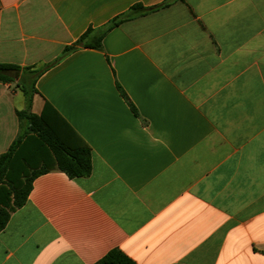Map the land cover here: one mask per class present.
I'll return each instance as SVG.
<instances>
[{"label":"crops","instance_id":"obj_1","mask_svg":"<svg viewBox=\"0 0 264 264\" xmlns=\"http://www.w3.org/2000/svg\"><path fill=\"white\" fill-rule=\"evenodd\" d=\"M166 1L0 0V64L22 69L0 82V157L28 132L25 87L31 113L92 164L71 179L23 140L26 173L49 171L0 232V264H97L114 250L135 264H264V0L144 13ZM123 14L101 49L37 77Z\"/></svg>","mask_w":264,"mask_h":264},{"label":"trees","instance_id":"obj_2","mask_svg":"<svg viewBox=\"0 0 264 264\" xmlns=\"http://www.w3.org/2000/svg\"><path fill=\"white\" fill-rule=\"evenodd\" d=\"M176 1L183 0H167L158 7L146 9L144 13L169 7ZM138 8L142 9V6H138ZM131 18L129 14H123L102 27L89 28L75 43L66 46L61 56L54 63L36 71L37 77L79 49H101L106 35ZM21 70V67L17 65L0 64V82L10 83L15 81V74ZM118 89L129 103L127 95L120 86H118ZM22 91L26 95L28 108L25 111L17 112V116L21 122L28 123L29 129L24 136H20L14 141L7 153L0 157V232L6 228L11 214L26 204L32 191L34 179L49 171V169H40L26 173L27 169L22 163V154L19 152L25 138L30 137L36 140L37 145L50 151L55 159L56 168L66 173L71 179L89 176L92 171L91 151L89 147L86 144L80 145L77 148L67 145L59 135L54 123L46 118L45 111L40 116L31 113L32 96H29L28 89L25 87H22ZM130 107L137 113L133 105L130 104ZM97 264L135 263L122 252L114 250Z\"/></svg>","mask_w":264,"mask_h":264}]
</instances>
